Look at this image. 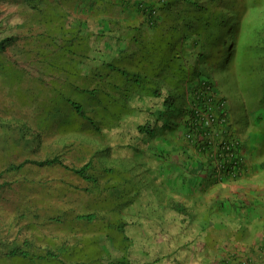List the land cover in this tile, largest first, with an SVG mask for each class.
Listing matches in <instances>:
<instances>
[{"label":"rangeland","instance_id":"374dc122","mask_svg":"<svg viewBox=\"0 0 264 264\" xmlns=\"http://www.w3.org/2000/svg\"><path fill=\"white\" fill-rule=\"evenodd\" d=\"M238 3L242 31L250 43L244 63L257 73L264 64V0H238ZM33 12L25 0H0V38L16 37L0 63L12 64V72L17 71L18 76L11 80V76L0 71V264H44L36 255L45 248L58 251L62 243H68L73 252L68 255L71 261L67 263L108 264L128 256L135 264H215L213 227L208 234L201 229L206 230L210 225L181 219H173L167 226L160 215L168 213L153 209L159 197H155L156 184L149 176L159 173L158 179L169 178V188H178L174 175L170 172L164 175L162 171L168 169L170 162L179 163L181 157L177 155L190 154L196 145V139L188 133L185 116L175 110L167 111L153 135H141L133 140L136 127L160 99L132 97L125 104L122 101L123 108L122 102H111L104 96L100 79L95 77L106 73L101 66L103 54L110 60L117 58L118 49L128 41L119 46L105 33L99 19L86 18L90 30L88 33L83 30L81 35L87 51L76 47L74 53H66L64 47H71L70 42L58 38L51 45L50 40L39 37L42 32L39 25L32 26L28 19ZM75 15L76 12L71 14L69 23L75 21L82 28L84 19L74 18ZM207 72L211 73L209 69ZM250 79L244 74L239 77L234 69L227 77L215 75L218 91L215 95L233 101L234 111L241 109L239 99L243 98L244 108L253 113L252 118L262 117L258 120L261 125L264 109L249 98L252 91L248 89L255 90ZM104 89L110 91L106 86ZM62 94L82 104L88 119L77 115ZM54 106L55 112L51 110ZM119 110L121 113L117 114ZM211 111L220 116L214 105ZM63 121L68 124L63 125ZM206 122L211 123L209 119ZM250 134L258 135L254 129L238 126L236 136L244 145L251 146ZM32 137L39 138L37 143L28 142ZM252 150L246 152V163L250 166L260 163L263 168L264 147L257 144ZM57 155L65 165L28 164L20 171L8 170L11 164ZM88 162L92 163L89 174L99 179L97 184L87 182L72 170ZM120 177L126 178L129 185L125 188L135 191L137 199L123 207L122 203L129 199H121L120 209L108 216L114 206L108 205L106 199L115 201L117 189L111 186L112 182L121 183ZM106 184L110 187L103 186ZM88 213L97 217L92 222L78 218ZM174 213L181 214L176 210L170 214ZM121 222L125 223L127 242L119 231ZM26 241L35 257L8 256V249L16 244L24 248ZM73 247L77 250L73 251ZM105 250L108 253L101 258ZM236 260L242 264L246 258L236 256Z\"/></svg>","mask_w":264,"mask_h":264},{"label":"trees","instance_id":"16d2710c","mask_svg":"<svg viewBox=\"0 0 264 264\" xmlns=\"http://www.w3.org/2000/svg\"><path fill=\"white\" fill-rule=\"evenodd\" d=\"M25 1L34 10L28 19L32 26L39 25L42 30L39 35L41 39L50 40L51 45L56 44L58 38L70 42L71 47H64L66 53L68 51L74 53L73 48L76 47L82 52L87 51V47L82 43L81 35L85 31L80 27H73L69 23V17L77 7L81 6L82 0ZM238 4V0H157L152 1L150 7L158 5L159 15L153 16V14L143 11L140 0L138 6L145 16V21L128 27L129 34L123 38L119 37L121 41L127 40L128 43L122 49H118V57L113 60L103 54L101 66L106 70V73L95 74V77L100 79L99 85L105 92L104 96L111 102L120 103L123 101L125 104L132 97L144 98L143 96L160 99L154 107L149 109L143 122L136 127L133 140L139 139L141 135H153L167 111L175 110L185 116L188 133L190 132L196 139L194 150H197V153L202 157L200 164L198 163L199 165L196 167L200 169V174L196 177L195 183L200 180V176L208 179V184L211 186L232 179H240L242 170L247 165L243 149L254 152L253 145L258 144L264 147V119L260 125L258 120L262 119L261 116H257V119L252 118L253 113L249 114L248 110L244 108L243 98L242 101L239 99L241 109L234 111L232 109L233 101L230 102L229 98L224 99L215 95L218 94L215 75L227 77L234 69L239 77L243 74L247 75L248 79L252 75L256 76V78L250 79L253 81L255 90L248 89V91H252L249 98L253 99L252 103H258L260 108L264 109V64L256 73L253 67L244 63L246 50L250 43L242 31V12L239 8L237 9ZM44 28L46 29L43 32ZM15 41L16 37L12 36L0 38V62L8 46ZM74 64L71 65L74 66ZM75 67L78 68L77 63ZM207 69L212 74L208 73ZM0 71L5 76H11V80L18 77L17 71L12 72V64L0 63ZM78 77L79 75H75V78ZM105 86L111 92L104 89ZM61 96L65 97V94ZM65 100L77 115L88 119L82 104L67 96ZM211 105L215 106V111L220 113V116L213 114ZM51 110L55 112L57 108L54 106ZM107 110L105 107V111ZM200 110L201 114L198 113ZM118 112L120 110L116 111L117 114H119ZM207 119L211 123L206 122ZM236 119L240 121H236ZM63 122H61L63 125L68 124L67 121ZM238 126L244 130L254 129V133L258 134L256 137L250 134L251 146L244 145L242 139L236 136ZM38 140L39 138L32 137V140H28V142L32 144L33 142L37 143ZM28 164L39 167L65 165L61 157L57 155L43 160L28 159L20 164H11L8 170L20 171ZM175 165L170 162L172 169L178 168ZM91 167L92 163L88 162L83 167L72 170L87 182L97 184L99 179L95 175L89 174ZM188 172L189 176L194 175V171ZM174 174L177 175L178 172L174 171ZM149 177L154 181V185L156 184V187L154 186L157 192L155 197H159L156 204H152L153 209L164 212V208L167 207L182 213L183 209L179 206L180 203L169 191L164 189L165 187L160 184L158 178L156 179L152 175ZM120 178H122V184L119 181L115 183L110 181L113 184L109 183L112 184L113 189H117L118 196L116 195L114 202L108 201L107 197L108 205L114 206L110 209L108 216H111V213L116 209H120L119 201L121 202V199H125V197L129 199L126 204L122 203V207L132 205L137 199V194L136 196L133 194L135 191L125 188L126 185H129L125 182L126 178ZM189 180L193 183L192 179L189 178ZM109 184L103 186L109 188ZM96 217L95 213L78 216V218L90 222ZM124 224L121 222L118 226H120L119 231L123 235L124 242H127L129 237L125 235ZM109 226L111 225L109 224ZM92 241L96 242L97 239ZM68 246V243H62L59 245L58 251L45 248L40 255H36V258L43 260L44 264H76L75 262L67 263L71 261L68 255L73 254ZM29 247V241L24 243V248L16 244L10 250L8 249L7 254L11 258L16 256L35 257L34 251L30 252ZM76 250L77 247H73V251ZM107 253L105 250V253L101 254V258ZM32 254L33 256H31ZM259 254L257 257L259 261L256 263L264 264V256ZM259 257L261 258L259 259ZM101 260L99 259V262ZM108 264L135 263L128 256H124L119 260H112Z\"/></svg>","mask_w":264,"mask_h":264},{"label":"crops","instance_id":"0c3cea01","mask_svg":"<svg viewBox=\"0 0 264 264\" xmlns=\"http://www.w3.org/2000/svg\"><path fill=\"white\" fill-rule=\"evenodd\" d=\"M139 1L82 0L81 6L74 10L77 13L74 18L84 19L85 24L82 28L87 31L90 30V25L85 19L89 18V21L92 17L99 19L102 22L101 27L106 30L105 33L111 35V41L118 42L121 46L123 41L120 38L129 34L128 27L145 21V16L138 6ZM70 25L73 27L78 25L77 27L81 28L75 21ZM247 151L243 149L246 160ZM190 152L185 156L177 155L181 157L179 163L174 162L178 168L172 169L168 164V169L162 171L164 175L169 172L174 175L179 182L178 188H172V190L168 187L169 178L158 179L165 187L163 188L173 195L183 209L181 214L171 215L173 209L165 207L164 211L168 214L160 215V219H163L164 225L167 226L173 219L190 220L206 227L210 225L203 232L213 227L215 229V264H239L236 256L246 258L245 262H241L242 264H257L259 253L264 256V178L261 177L264 167L262 168L260 163L251 166L247 163L240 179H232L211 186L208 184V179L200 176V180L195 183L196 177L200 174V169L196 167L200 164L202 157L197 150L192 149ZM174 171L178 174H174ZM188 171L191 173L194 171V175L189 176ZM152 176L156 179L161 177L159 173ZM185 177L188 179H184ZM189 178L193 180V183ZM230 258L233 260L230 261Z\"/></svg>","mask_w":264,"mask_h":264},{"label":"built area","instance_id":"2783aa9c","mask_svg":"<svg viewBox=\"0 0 264 264\" xmlns=\"http://www.w3.org/2000/svg\"><path fill=\"white\" fill-rule=\"evenodd\" d=\"M152 1H157V0H141V7L143 8V11L153 14V16H158L159 6L154 5L153 7H150Z\"/></svg>","mask_w":264,"mask_h":264}]
</instances>
